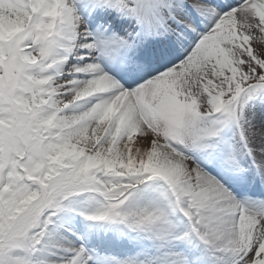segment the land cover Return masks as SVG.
<instances>
[{"label": "snow or ice", "instance_id": "obj_1", "mask_svg": "<svg viewBox=\"0 0 264 264\" xmlns=\"http://www.w3.org/2000/svg\"><path fill=\"white\" fill-rule=\"evenodd\" d=\"M0 264H264V0H0Z\"/></svg>", "mask_w": 264, "mask_h": 264}]
</instances>
